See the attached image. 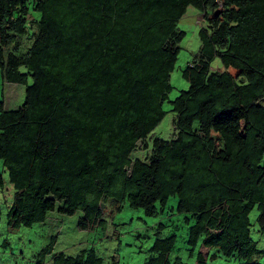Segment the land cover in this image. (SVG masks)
Segmentation results:
<instances>
[{
  "label": "trees",
  "instance_id": "trees-1",
  "mask_svg": "<svg viewBox=\"0 0 264 264\" xmlns=\"http://www.w3.org/2000/svg\"><path fill=\"white\" fill-rule=\"evenodd\" d=\"M190 6L202 17L189 85L168 100L174 134L149 142ZM0 161L10 228L80 211L81 228L104 230L125 202L153 217L176 195L194 264L208 247L264 264L251 260L264 252L251 236L255 222L264 237V0H0ZM57 231L34 264H103L88 245L57 250ZM174 240L157 235L146 264H181Z\"/></svg>",
  "mask_w": 264,
  "mask_h": 264
},
{
  "label": "rangeland",
  "instance_id": "rangeland-1",
  "mask_svg": "<svg viewBox=\"0 0 264 264\" xmlns=\"http://www.w3.org/2000/svg\"><path fill=\"white\" fill-rule=\"evenodd\" d=\"M201 17L199 11L190 6L178 22V27L185 31V36L179 43L175 65L170 72L172 87L167 93V99L163 102L167 112L148 134L149 142L154 136L168 138L171 132V135L174 134L172 122L174 112L168 109L171 108L168 100L174 99L180 90L186 89L189 85V82L182 77L181 71L192 60L200 46L198 28ZM23 41L26 40L23 39ZM211 66L213 68L220 66L219 57L215 56L211 60ZM6 84L8 91L9 88H13L6 97V105L16 106L17 104L14 103L16 86L12 83ZM3 88L6 90V87ZM137 146L139 149L136 154L140 155V150L143 149L142 143L139 141ZM141 153H143L142 150ZM0 171L3 172L4 178V185L0 187V264H34L37 252L49 240L55 231V225L58 227L57 250L62 249L65 252L75 253L88 245L103 258V264H111L114 255L118 256L119 264H146L149 247L157 235L166 237L175 234L174 245L170 252L171 263L179 257L181 264H194L197 252L201 249L200 242L193 247L187 242L189 225L184 221V214L175 211L178 201L176 195L171 196L162 211L153 217L146 216L139 209L130 208L126 202L121 211L113 214H110L111 207H106L104 213L110 216L107 218V228L104 230L96 228L93 231H87L81 228L78 225V219L82 215L80 211L70 217L53 213L50 220L55 225L47 222L46 224H34L28 228H10L6 223V211L12 199L13 188L8 182L6 172L2 169L1 161ZM252 210L250 216L254 222L257 208ZM254 225L256 227L255 222L251 227V236L258 241V247L264 250V237L259 231L253 229ZM205 252V264H243L244 261L234 256H224L212 247H208ZM251 260L264 263V252L254 254Z\"/></svg>",
  "mask_w": 264,
  "mask_h": 264
}]
</instances>
